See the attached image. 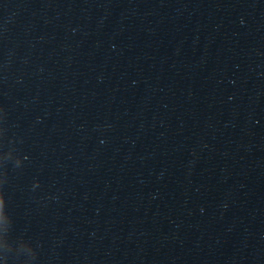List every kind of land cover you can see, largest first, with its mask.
I'll use <instances>...</instances> for the list:
<instances>
[{
	"label": "water",
	"instance_id": "95a60500",
	"mask_svg": "<svg viewBox=\"0 0 264 264\" xmlns=\"http://www.w3.org/2000/svg\"><path fill=\"white\" fill-rule=\"evenodd\" d=\"M0 264H264V0H0Z\"/></svg>",
	"mask_w": 264,
	"mask_h": 264
}]
</instances>
